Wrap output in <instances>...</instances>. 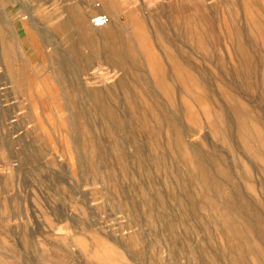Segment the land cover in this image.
<instances>
[{
    "label": "rangeland",
    "instance_id": "374dc122",
    "mask_svg": "<svg viewBox=\"0 0 264 264\" xmlns=\"http://www.w3.org/2000/svg\"><path fill=\"white\" fill-rule=\"evenodd\" d=\"M0 264H264V0H0Z\"/></svg>",
    "mask_w": 264,
    "mask_h": 264
},
{
    "label": "built area",
    "instance_id": "2783aa9c",
    "mask_svg": "<svg viewBox=\"0 0 264 264\" xmlns=\"http://www.w3.org/2000/svg\"><path fill=\"white\" fill-rule=\"evenodd\" d=\"M105 22L104 16H96L92 19L91 23L93 26H101Z\"/></svg>",
    "mask_w": 264,
    "mask_h": 264
},
{
    "label": "bare ground",
    "instance_id": "6f19581e",
    "mask_svg": "<svg viewBox=\"0 0 264 264\" xmlns=\"http://www.w3.org/2000/svg\"><path fill=\"white\" fill-rule=\"evenodd\" d=\"M105 2H106V4H108V3L110 4L109 1H105ZM107 2H108V3H107ZM106 6H107V5H106ZM95 17H96V16H95ZM104 24H106V22H104L103 25H101V26H104ZM101 26H100V27H101Z\"/></svg>",
    "mask_w": 264,
    "mask_h": 264
}]
</instances>
